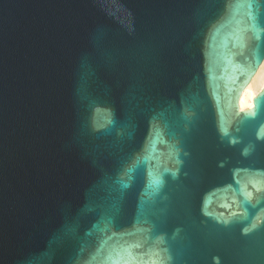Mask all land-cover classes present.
<instances>
[{
  "label": "water",
  "instance_id": "1",
  "mask_svg": "<svg viewBox=\"0 0 264 264\" xmlns=\"http://www.w3.org/2000/svg\"><path fill=\"white\" fill-rule=\"evenodd\" d=\"M263 62L264 0H0V264H264Z\"/></svg>",
  "mask_w": 264,
  "mask_h": 264
},
{
  "label": "bare ground",
  "instance_id": "2",
  "mask_svg": "<svg viewBox=\"0 0 264 264\" xmlns=\"http://www.w3.org/2000/svg\"><path fill=\"white\" fill-rule=\"evenodd\" d=\"M264 88V62L260 66L250 84L244 89L240 98V109L246 110L253 107L254 98Z\"/></svg>",
  "mask_w": 264,
  "mask_h": 264
},
{
  "label": "snow or ice",
  "instance_id": "3",
  "mask_svg": "<svg viewBox=\"0 0 264 264\" xmlns=\"http://www.w3.org/2000/svg\"><path fill=\"white\" fill-rule=\"evenodd\" d=\"M262 102H264V96H261L259 100L257 101L258 106H262ZM250 115H255V113H251ZM259 191V189H258ZM250 195L249 193H245V196ZM261 199H264V196H261Z\"/></svg>",
  "mask_w": 264,
  "mask_h": 264
}]
</instances>
